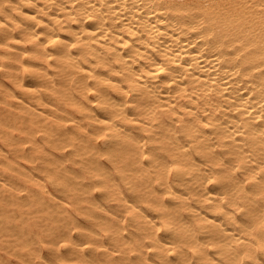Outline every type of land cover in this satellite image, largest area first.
Here are the masks:
<instances>
[{
	"label": "bare ground",
	"instance_id": "bare-ground-1",
	"mask_svg": "<svg viewBox=\"0 0 264 264\" xmlns=\"http://www.w3.org/2000/svg\"><path fill=\"white\" fill-rule=\"evenodd\" d=\"M0 46L5 48L4 52L0 50V54H3L1 56L5 54L23 64L27 63V66L30 64L36 68L29 70L33 76H40L41 71V81L53 82L55 74L61 82L67 83L69 86L63 85L67 87L66 89L54 91L64 94L65 97L70 94V97L65 99L74 100L72 103L81 110L83 118L92 120L91 124L95 127L92 133L94 136H101L100 138H105V141L109 142L113 140L110 136L114 137L121 132L122 140H130V143L137 149L133 151L135 155L141 158L146 155L152 161H156L155 155L158 151L162 153L164 149L167 151L168 160L162 166L164 169H171L176 184L186 189L185 191L178 190L173 184L167 182V193L171 195L170 198L175 199L173 201L175 206L171 202L174 210L167 214L162 213L164 217L161 222L154 216L142 212L145 222L154 229V233L150 232L153 234L152 239L147 241L146 246L151 247L152 253L160 259L155 263L264 264L262 261L264 259V230L261 228L264 225V0H0ZM8 61L3 62L1 66L9 64ZM51 67L53 72L50 71ZM22 78L20 81L25 80L24 76ZM20 86L24 87L26 83L21 82ZM32 87L34 88L33 85ZM16 95L12 93L13 97H17ZM37 97L40 98L41 95ZM33 98H36V95ZM29 100L32 101V99ZM72 100L69 102L71 103ZM14 107L16 108L15 105ZM36 115L38 116V113L35 117ZM47 116L53 117L51 114ZM59 117L58 119H61V116ZM102 117L110 119H107L109 121L107 125L94 124L93 120L105 121ZM62 119L70 121V118L66 120L62 117ZM74 120L76 121L77 118ZM128 123H132V126L128 127ZM8 124H6L8 128L13 127ZM91 124L89 123L90 126ZM1 131L3 132L0 127ZM50 131L46 133L49 134ZM43 134L42 136L45 137ZM62 137L65 138L64 134ZM81 137L82 140L77 139L78 136L76 140L83 141L85 137ZM117 138L119 139L118 136ZM8 142L5 141V143ZM114 142L109 143L116 145L117 142L116 144ZM60 143L59 147H63L65 142L62 146ZM109 143L107 144L110 145ZM102 145L105 146V144ZM147 145L148 149H146ZM112 146H109V150ZM74 148L78 147L72 149ZM105 149L106 147L104 151ZM13 150L9 151L14 153L16 149ZM97 151L102 152L99 149ZM113 154L109 155L112 159H114ZM99 155L102 154L99 153ZM162 158L159 157L161 160ZM159 159L157 160L161 164ZM146 162L148 163V160ZM99 163L98 165L102 168V163ZM155 163L154 166H157L158 163ZM97 167L91 168L97 170ZM125 167L128 169L127 165ZM124 168L120 170L123 171ZM120 170L118 173L122 177L119 179L122 181L126 174L122 175ZM79 172L82 173L81 170ZM44 173L46 174V171ZM120 175L118 174L119 177ZM234 176H241L245 179L230 180ZM73 179L76 180L75 175ZM98 179L101 178L95 179L97 184ZM56 180L59 181V179ZM82 180L73 183V186H79ZM101 180L103 182V179ZM113 180L115 182L114 178ZM67 182L70 183V181ZM122 182H125V185L127 183L126 180ZM102 184L100 182L99 185ZM129 186L131 187L130 184ZM85 188L87 187L83 189ZM187 188H191V191H187ZM227 188L232 190L231 195ZM87 193H89L88 190ZM99 195L101 197V194ZM38 196L35 194L34 197ZM106 197H102L101 200L105 199L106 202ZM122 197L121 199L124 200L125 197ZM39 198L40 200H36L38 203L41 201V197ZM12 200L15 201L14 198ZM19 204H24V202L21 201ZM43 205L38 204V206ZM111 205L114 206V204ZM110 206L108 208H114ZM132 206L135 207L134 204ZM46 208L50 211V207ZM136 208L140 209L138 206ZM181 208L188 210L187 219L178 214L177 211ZM123 209L122 212L125 211ZM140 211L143 210L140 209ZM23 212L26 211L23 210ZM57 212H59L58 209ZM50 216L51 219L54 218ZM102 216L104 219V215L98 216L99 219ZM13 217L16 216L13 215ZM57 217L55 216V220ZM1 218L3 217L0 215V220ZM42 219L38 222L43 221ZM103 222L105 223L100 221L106 225L107 222ZM9 225L11 224L8 223ZM25 227L28 226L25 224ZM20 230L21 228L18 231ZM6 231H1V234L10 233ZM14 233L16 236L17 232ZM110 235L112 234L108 235L109 238ZM104 236L107 237V235ZM31 242L33 243L34 240L32 239ZM43 243L46 245V240ZM6 245L4 248L7 247ZM63 250L66 252L64 248ZM69 254L70 252L67 255ZM70 256L66 257L64 253V257L69 260ZM75 257L74 255L72 260Z\"/></svg>",
	"mask_w": 264,
	"mask_h": 264
},
{
	"label": "rangeland",
	"instance_id": "rangeland-1",
	"mask_svg": "<svg viewBox=\"0 0 264 264\" xmlns=\"http://www.w3.org/2000/svg\"><path fill=\"white\" fill-rule=\"evenodd\" d=\"M0 50L4 52L5 48L0 46ZM1 55H3V54H0V73H1L0 74V79H1L0 87L3 90H0V118H1L0 119L1 120L0 127H1V130H3V132L2 131L0 132V135H1V138H0V147H1V149H0V164H1L0 165V192H1L0 193V195H1L0 196V215L3 218H1V220H0V264H28V262H29V264H50L51 262H53L55 264H91V263L92 264H157L155 262L157 260H160V259H158L157 255H154L152 253L151 247L147 248L148 246H146L147 241L148 240L150 241L152 239L153 234H150V232H153L154 229L148 223L145 222V220L143 219L142 212L143 213L145 212V213L150 214L151 216H154L155 219H157L159 222H161L163 220V217H164L162 215V213L167 214L169 212H173L174 206H175L174 205L175 203L173 202V201H175V199L170 198L171 195L169 193H167L168 192V187H166L167 182L169 184H173L174 187L178 190L185 191V189H186V187H183L181 185L176 184V182L174 181V174L172 173L173 171H171V169L168 170L167 168H165V169L163 168V166H162L163 163H165V161L168 160V155H166L167 151L164 149L163 153L161 151H158L159 153L157 151H156L157 153L154 152V153H156V155H155L156 161L155 160L152 161V160L148 159L146 157V155L142 158L140 156L135 155L133 151H136L137 149L134 148L133 144L130 143V140H127V139L122 140L123 134H121V132H118L117 135L114 137L110 136V138H113V140L115 139L116 141L114 140L115 141L114 142L112 140L109 142L110 143L114 142L115 144L117 142L116 145L110 144L109 142L105 141V138H100L101 136H94V134H92V133H93L95 127L91 124L92 120L89 118H86V117L83 118L84 115L81 114L82 113L81 110L79 108H77L72 103L74 100L65 99V98L70 97V94L69 95L67 94L65 97L64 94H60V93L54 91L57 89H61V90L66 89L67 87H64L63 85L67 84V83L61 82L55 74L53 75L54 79H55L53 82L45 83V82L41 81V73H42L41 71L39 74L40 76H37V77L33 76L31 74V71H29V70L36 69V68L30 66V64H28V66H27V63H25L26 64L25 65V64L21 63L19 60H15L13 58H10L5 54H4V56H1ZM7 60H9L8 61L9 64H7L9 66L6 65V66L2 67L1 64L7 63ZM3 69H5L4 72H3ZM50 71L53 72L52 67L50 68ZM5 75H7V76H5ZM23 76L25 77V80L20 81L23 79L22 78ZM12 79H14V81ZM15 80L17 82H15ZM18 81H20V82H18ZM21 82L26 83V86H24V87L20 86ZM27 83H28V85H27ZM32 85L34 86V88L32 87ZM41 85H43V86H41ZM51 85H52V87H51ZM47 86L49 87V89H47L48 88ZM16 88L18 90H16ZM10 90H12L13 92H11ZM37 90L39 92H37ZM72 91H76V90L72 89ZM20 92L21 93L23 92L22 95L23 94H25V95L22 97ZM44 92L45 93L47 92V93L45 94ZM12 93L14 95L17 94L16 95L17 97H15V96L13 97ZM35 95H36V98H33ZM37 95L38 96L41 95L43 101H45L46 103L44 102V104H43L41 97L39 98V97H37ZM27 97H29V98H27ZM17 98H20V99H17ZM58 98H60V99L58 100ZM29 99H32V101ZM2 100H3V102H1ZM70 100H72L71 101L72 104L69 102ZM15 101H18V102L20 101V102L18 103ZM23 102L24 103L26 102L29 106L26 103L24 104ZM48 102L50 103V105ZM67 102H69V103H67ZM7 103H9L11 105H9ZM39 103H41V104H39ZM13 104L16 106V108L14 107ZM51 104H52V106H51ZM18 105L19 106L21 105L22 108H21V106L19 107ZM53 105L55 106V108ZM32 107H35L36 109H39V110H36L35 108H32ZM24 109H25V111H24ZM45 109H46V114H45ZM35 110H36V112H35ZM33 111H34V113H33ZM36 113H38V116L36 115V117H35ZM50 114L53 115V117H55V118H53L52 116H47ZM54 115H56L57 118ZM58 115L61 116V119H58V118H60ZM24 116L25 117L28 116V118H25ZM68 116H70V117H68ZM38 117L41 120L38 119ZM62 117L65 118L66 120H67V118L68 119L70 118L69 119L70 121H68V120H67L68 122L64 121L62 119ZM76 118H77V120L75 121L74 119H76ZM103 119H105V121H103V122L99 121V120H98L99 122L94 121V120H93V122H94V124L96 123L99 126L107 125L109 123V121H107V119H109V118L102 117V120ZM3 122L9 123L10 127H11V125L13 127L8 128V126L6 125L7 123L4 124ZM88 122L92 126H90ZM46 123H48V124H46ZM127 125H128V127H131L132 123H128ZM3 126H5V127H3ZM41 127H42V129H41ZM47 128H50V129L48 130ZM51 128H52V130H51ZM88 128H91V129L88 130ZM45 129H47L48 132L51 130L50 131L51 133L47 134L46 133L47 131ZM61 132L64 134L65 138L62 137L63 134ZM41 133L42 134L45 133V134H43V135H45V137L42 136ZM76 133H78V134H76ZM65 135L66 136L68 135L67 139H66ZM81 135H82V137H81ZM57 136L60 138H58ZM75 136L76 137L78 136L77 139H79V140H82V139H80V137L81 138L85 137V138H83V141H79V140H76ZM117 136L119 137V139L117 138ZM86 137H87V139H86ZM10 138H11V140H10ZM12 138H14V139H12ZM50 138L51 139L53 138L52 141ZM107 138H109V137L107 136ZM6 139H8V140H6ZM54 139L56 140L55 143H54V141H55ZM85 139L87 140L86 142L84 141ZM57 140H59L61 143ZM5 141H9V142L5 143ZM106 142L109 143L110 145H108ZM118 142H120V143H118ZM59 143L61 144V146L64 143L63 147H59ZM80 143L82 145H80ZM88 143H90V144H88ZM46 144H48V145H46ZM56 144H58V145H56ZM86 144H88V145H86ZM102 144H105V146ZM90 145L92 147H90ZM111 145H113L112 148H114V146H115V148L114 149L110 148V150H109V146H111ZM56 146H58L59 148ZM107 146H108V148H107ZM73 147H78V148L80 147V148L79 149L78 148L72 149ZM104 147H106L105 151H104ZM10 149L11 150L16 149V150L15 151L13 150L14 151V153H13L12 151H9ZM84 149H86V150H84ZM95 149H97V150L99 149L103 153L99 152ZM123 149H124V151H123ZM125 149H127V150H125ZM146 149H148V145H147ZM67 150H69V151H67ZM87 150H89V151L87 152ZM108 150H109V153H108ZM4 151H6V152H4ZM81 151H83V152H81ZM84 151H86V153H84ZM93 151L94 152L96 151L98 153H96V152L94 153ZM122 152L124 153V155H121V154H123ZM70 153H72V154H70ZM80 153H82V155ZM99 153L102 155L100 156ZM110 153H112V154L114 153L113 158L114 159L116 158L115 160L109 156ZM75 154H78V155H75ZM157 154L159 156H157ZM92 155H94V156L92 157ZM120 155H121V157H120ZM34 156L36 158H32ZM39 156H40V158H38ZM107 157H108V159H106ZM159 157L160 158L163 157L162 160L159 159ZM30 158H32V159L30 160ZM46 158H48V159H46ZM77 158L82 159V160H79ZM109 158H111V159L109 160ZM144 158L146 159V161L148 160V163L145 161ZM26 159H29V160L26 161ZM157 159H159V161H161L162 163L160 164V162H158ZM32 160H33V162L31 163ZM44 160H45V162H44ZM93 160H95V161H93ZM97 160H99V162L102 163L101 164L102 168H101V166L98 165L100 163ZM107 160H109V161H107ZM61 161L62 162L64 161V162L61 163ZM96 161H97V163H96ZM8 162H9V164L10 163L11 164L9 165ZM92 162H95V163H92ZM126 162H127V164H126ZM155 162L158 163L157 166H154ZM58 163H59V165H58ZM85 163H87V164H85ZM149 163H152V164H149ZM157 163H155V164H157ZM2 164H4V165H2ZM81 164L82 165L84 164V166H82ZM96 164L98 167L96 166ZM126 165H127L128 169L125 167ZM31 166H33V167H31ZM17 167L19 168V170ZM28 167L34 173H32ZM61 167H63V168H61ZM91 167H94V168L97 167L98 171L96 169L93 170V168H91ZM34 168H36V169H34ZM79 168H82V169H79ZM119 168L120 169L124 168V169L122 171ZM37 169H39V170L37 171ZM118 169L120 171H122L121 172L122 175L125 176V174H126L125 178L123 176L124 179L123 178L122 179L126 180L127 183H128V181L130 183H128V184L126 183V185H125V182H122L123 180L121 181V179H119L122 176L120 175V173H118L119 172ZM131 169H132V171H131ZM20 170H21V172H20ZM57 170H59V171L57 172ZM80 170L82 171V173L79 172ZM83 170H86V171L83 172ZM105 170L109 171L110 173L108 174V172ZM138 170H139V172H137ZM45 171H46V174L44 173ZM61 171H63V172L65 171V172L63 173ZM70 171H72V172L70 173ZM101 171H103V172H101ZM38 172H39V174H38ZM76 172L79 174H77ZM117 173L120 175V177L118 176ZM73 174L76 176V180L78 179L77 181L75 179H73L74 178ZM7 175H9V176H7ZM63 175H64V177H63ZM72 175H73V177H72ZM166 175H167V177H166ZM46 176H49L50 178L46 177ZM69 176H71L70 180H69ZM53 177L55 179H53ZM62 177H63V179H62ZM35 178H36V180H35ZM41 178H42V180H44V182L42 180H40ZM97 178L103 179V182L101 179H98V184H97V182H96L97 180L95 181V179H97ZM113 178L115 179V182H114ZM49 179L51 180V182H48V181H50ZM56 179H59V181ZM71 179H72V181H71ZM244 179L245 178L241 177V176H239V177L234 176L230 180L239 181V180H244ZM73 180H75V181H73ZM81 180H82V182H80L79 186L78 185L73 186L76 182H79ZM160 180H161V182L159 183ZM1 181L3 183H1ZM67 181H70V183ZM88 181H90V182H88ZM99 181L101 182V184L102 183L103 184L99 185L100 184ZM52 182H53V184H52ZM156 182H158L159 184H157ZM150 183H152V184H150ZM77 184H79V183H77ZM129 184L131 185V187L129 186ZM5 185H8V186H5ZM84 185L87 188L83 189L85 187ZM89 185H91V186H89ZM94 185H95V187H94ZM116 185L119 188H117ZM146 185H147V187H146ZM77 186L78 187L81 186L82 188L80 187L81 188L80 189ZM162 186L164 187V189ZM11 187H13V188H11ZM76 188H78V189H76ZM56 189H58V190H56ZM119 189L122 192L121 194H120ZM161 189H162V191H161ZM187 189H188L187 191H191V188H187ZM80 190H82V191H80ZM87 190L89 193H87ZM98 190L100 192L101 191L102 192L104 191V192L99 193ZM227 190L229 191L228 193H230L229 195H231L232 190L230 191L229 188H227ZM62 191H64V192H62ZM96 191H98V192H96ZM105 191H107V192H105ZM33 192L37 196L38 195L39 196L35 198L34 197L35 194ZM99 194H101V197ZM122 194L123 195L125 194L124 195L125 198L122 197L123 196ZM31 195H32V198H31ZM106 195H107V197H106ZM8 196H10V197H8ZM6 197H8L9 200H6V199H8ZM33 197L35 198V201L33 200ZM39 197H41V201H42V202L39 201L40 203L36 202V200L37 201H38V199L40 200ZM93 197L95 199H93ZM102 197H106V202H105L104 198H103L104 200H101ZM121 197L124 198V200L121 199ZM127 197L129 200L127 199ZM3 198H4V200H3ZM11 198L12 199L14 198L15 201H13ZM19 198L21 199L20 201H19ZM22 198H24V199H22ZM167 198L170 199L169 200L170 202L168 201ZM125 199H126V204H125ZM108 200H111V201H108ZM21 201H22V203L24 202V204H19ZM43 201L45 203H43ZM63 201H65V202H63ZM6 202H9V203L7 204ZM93 202H94V205H92ZM99 202L102 205L99 204ZM127 202H128V204H127ZM171 202L173 203L174 206H172ZM27 203H28V205H27ZM29 203H31L30 204L31 206H29ZM38 204H40V205L44 204L43 205L44 208H43V206H38ZM111 204H114V206ZM118 204H119V206H117ZM131 204L132 205L134 204L135 207L132 206ZM21 205H23V206H21ZM99 205H101V206H99ZM129 205H130V207H129ZM97 206L100 208H98ZM102 206H104V207L102 208ZM109 206L111 208L114 207L113 208L114 210L108 208ZM136 206H138L143 211H140V209L136 208ZM46 207H50V209H49L50 211L46 210V209H48ZM54 207H55V209H54ZM63 208H64V210H63ZM105 208H106V210H105ZM116 208H118V209H116ZM122 208H124L125 211L122 212ZM148 208L150 209L149 211H148ZM5 209H7V210H5ZM31 209L35 210V212H32ZM36 209H37V211H36ZM57 209L59 210V212H57ZM108 209H109V212H108ZM152 209H154V210L152 211ZM23 210L26 212H23ZM60 210H61V212H60ZM166 210H167V212H166ZM3 211H5V212H3ZM120 211H121V213H120ZM11 212H13V213H11ZM95 212L97 213V215ZM111 212L114 215L111 214ZM177 212H178V214H181L185 219L188 218V210L187 209L181 208V209H178ZM4 213H5V215H4ZM88 213L89 214L91 213V214L89 215ZM157 213L160 215L158 216ZM17 214H19V215H17ZM65 214H66V216H65ZM13 215L16 217H13ZM44 215H45V217L47 216L46 219H45ZM50 215H52L54 218L51 219ZM62 215H64V217H62ZM93 215H95L96 218H94L95 216L92 217ZM101 215L105 216L104 219H103V216L101 219H99L101 217ZM23 216H25V217H23ZM48 216H49V218H48ZM55 216L56 217L58 216L56 220H55ZM98 216H100V217H98ZM128 216L132 221L129 220ZM11 217H13V218H11ZM43 217H44V220L42 219ZM60 217H62L61 220H63V221L60 220ZM131 217H133V219ZM8 218H10L11 221H10V219L8 220ZM86 218H87V220L85 221ZM89 218H91V219H89ZM108 218H110V220ZM20 219H22V220H20ZM41 219L43 221L38 222ZM69 220H70V222H69ZM108 220H109V222H108ZM126 220L127 221L129 220L128 221L129 223L126 222ZM64 221H65V223H64ZM66 221H68V222H66ZM73 221L74 222L76 221V223H74ZM100 221L102 223H105L103 221H106L107 223L105 225V224L100 223ZM131 222H132V224H130ZM8 223L11 225L8 226ZM78 223L81 225H79ZM127 223H128V226H127ZM134 223L135 224L137 223V225H135ZM25 224L28 227H25ZM40 224H43V225H40ZM74 224L75 225L77 224L78 227H76L77 225L75 226ZM67 225H69V227ZM11 227H13V228H11ZM97 227H99V228H97ZM138 227H140V228L137 229ZM20 228H21V230L18 231ZM22 228H24V229L22 230ZM128 228H130V229H128ZM261 228L264 230V225H262ZM41 229L43 230V232ZM86 229H88V230H86ZM89 229H91V230H89ZM130 230H131V233H129ZM1 231L2 232L6 231V232H10V233L17 232L18 236L17 235L15 236L16 233H14V234L12 233V236H10V233H6V234L3 233L4 235H2ZM52 231H54V232H52ZM91 231L92 232L94 231V232L92 233ZM142 231H143V233H142ZM161 231H162V228L159 231L160 234H161ZM18 232H19V234H18ZM125 232H127V233L125 234ZM136 232L141 233V234H138ZM34 233L36 234V236ZM96 233H98L99 235L98 234L96 235ZM118 233H119L120 237H119ZM37 234L39 237L37 236ZM48 234H49V236H48ZM67 234H68V236H67ZM109 234H112V235H110V238L108 237ZM113 234H114V236H113ZM104 235H107L106 238H108V239H106ZM32 239L34 240L33 243L31 242ZM43 239L46 240V245L43 243V241H45ZM20 240H22V241H20ZM28 241H30L29 244H27ZM93 241H94V243H93ZM136 242H138V244ZM8 243H10L9 246H8ZM5 244H7L6 248H4ZM12 245H14V246H12ZM81 245H83V246H81ZM101 245L102 246L104 245V246L102 247ZM105 245H107V246H105ZM64 246H67V247H64ZM17 248H19V250ZM63 248L65 249L66 252H64ZM90 248H91V250H90ZM15 252H16V254H15ZM69 252H70L69 255H71L70 256L71 258L70 257L69 258L71 261L68 258H66L69 256V255H67ZM64 253H65L66 257H64ZM62 254H63V256H61ZM74 255L76 257L72 260V257H74ZM85 255H87L88 257ZM42 256L44 259L41 258ZM87 258H88V262H91V263L87 262ZM90 258H92V259H90ZM124 258H125V260H124ZM45 259L47 261H45ZM57 259H59V260H57ZM102 260H104V261H102ZM262 261H264V259ZM53 263H51V264H53Z\"/></svg>",
	"mask_w": 264,
	"mask_h": 264
}]
</instances>
